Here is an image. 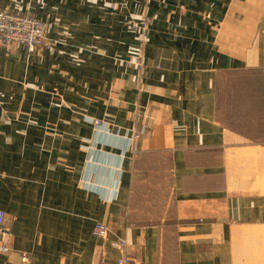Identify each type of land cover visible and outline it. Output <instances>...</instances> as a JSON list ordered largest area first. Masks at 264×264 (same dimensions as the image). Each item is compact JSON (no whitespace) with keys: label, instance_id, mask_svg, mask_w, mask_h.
<instances>
[{"label":"crops","instance_id":"crops-1","mask_svg":"<svg viewBox=\"0 0 264 264\" xmlns=\"http://www.w3.org/2000/svg\"><path fill=\"white\" fill-rule=\"evenodd\" d=\"M148 1L155 26L146 68L138 75L120 62L119 105L94 104L97 115L117 114V127L97 130L81 114L65 153L54 142L36 145L31 130L14 128L22 142L2 141L0 264H119L124 256L134 264H264V0ZM107 5L0 0V9L42 18L54 40L66 31L71 40L97 27L105 32ZM225 26L243 32L228 40ZM55 42L41 53L0 46L2 99L17 98L15 87L25 85L17 79L26 77L47 90L69 84L78 91L80 82L89 94L111 86L104 59L101 72L74 67L72 82L63 71L51 74L54 62L79 59ZM140 160L154 171L140 170ZM98 221L110 228L108 238L94 234Z\"/></svg>","mask_w":264,"mask_h":264},{"label":"rangeland","instance_id":"rangeland-1","mask_svg":"<svg viewBox=\"0 0 264 264\" xmlns=\"http://www.w3.org/2000/svg\"><path fill=\"white\" fill-rule=\"evenodd\" d=\"M106 1L108 4L107 6H109L112 10V18L109 23V29L105 32H101L100 28L97 27L98 32L93 31V35H80L73 38L72 40L71 37L67 35L68 31H66V34H63L60 37H56L55 40L57 39L60 43L63 41L64 44H67V47L70 48V57L78 55L77 57L79 59L74 62L77 63L76 65H73L69 58L65 59V66L64 62L63 66H60L59 64L54 62V64H51L49 70L50 72H52L51 74L57 71H63L62 75L67 78L68 82H72L71 79H75L72 74V70L74 67L79 68L80 72L81 70L82 72L84 70H87V68H89L88 72H90V70L101 72L102 66L99 62L104 59L111 65V86L109 88H106L105 91L101 88V92L99 93H94V88L93 92L90 91L89 94H85V85L83 89L80 82L78 91L76 88L72 90L73 86H70L69 84L62 89L63 91H61L60 88L47 90L44 85L41 86L36 83H28L27 77L25 79H17V81H19L20 83L25 84L15 87L17 89V92L19 91V94H17V98L14 96L15 99L6 101L2 99V96L0 95V136H6L5 138L0 137L1 150H4L5 148L2 141L6 142L7 137L10 138L11 141H23L20 136H25V134L14 133V128H16L17 130H31L30 139L35 140L39 137L37 141H34L36 145L39 143V141L41 143L45 140L48 141V143L54 142L58 146V153H65L67 144L71 141L72 138L71 128L75 123L81 120V114H83L84 120L86 119V115H88L90 117L88 118V120H90L93 128L97 130L99 129L100 131L104 130L103 126L108 127V125H110L111 128L118 126L119 118L117 114L115 116L114 112L112 111L109 116L104 117L102 115H97L95 114V112L98 110V106L94 104H98V102H105V105H107L109 102H111L113 103V106L119 105L118 99L121 86L118 81V65L120 62H123L129 70L133 69L137 71L136 74H141L144 68H146L145 54L151 39L155 23L152 19V16L150 15L148 0H141L139 3L136 1L129 2L130 0ZM94 2H96V0H94ZM3 9L10 8H2L0 10ZM241 10L242 11L240 12H245L244 8H242ZM23 13L26 16L34 17L44 22L47 29V40L45 41V43L34 47V49H31L30 44L19 41L6 43L0 37V46L18 44L27 46L29 51L32 53H41L45 49H50L56 42L53 37L50 38V32L46 21L35 16L32 13ZM125 28L127 31L125 30ZM82 29V27H79L78 29L76 28L75 31L77 30L78 33H81ZM223 32H228L226 33V35L228 36L227 39L233 40L237 38L234 35L241 34L243 30L235 27L232 32H229V26H225ZM124 43L127 44L126 58H124V56H120L122 55L120 46L124 45ZM135 48L138 51V55L131 56L130 52ZM75 50H77L79 53L73 54ZM80 52L84 53V55L81 56ZM85 75L86 73L83 74V76ZM131 87H134V85H132ZM44 91H48V94L51 96V98H48V96L44 94ZM72 91L75 93L79 92V94L84 95L83 97L87 96V98L89 99L87 100V102H85L84 100H77L75 97L76 95H74ZM92 93L94 94L91 95ZM89 104H93V107H91ZM54 108H56L57 111L60 110V114L58 113L56 117L51 116V111L54 110ZM100 110L101 109H99V113H101ZM141 129H136L133 135L129 137L131 144L135 145L138 141L141 140ZM11 130L13 131L11 132ZM80 136L82 135L80 134ZM99 137L100 135H98V138ZM96 141H98V139H96ZM83 142L84 146H86L87 142ZM99 148L101 147L98 146V149ZM99 157L101 159L102 156ZM97 162L101 163V160L97 161L95 159L96 164ZM150 163V160H140L139 169L141 170L143 168L145 170L154 171L156 165L151 166ZM138 175L151 176L146 174L145 172H138ZM9 238L10 236L8 237V240Z\"/></svg>","mask_w":264,"mask_h":264},{"label":"built area","instance_id":"built-area-1","mask_svg":"<svg viewBox=\"0 0 264 264\" xmlns=\"http://www.w3.org/2000/svg\"><path fill=\"white\" fill-rule=\"evenodd\" d=\"M47 29L42 20L26 16L23 12L12 9L0 10V37L6 43L19 41L30 44L31 49L44 44L47 40ZM131 56H137V49L130 52ZM6 213L0 208V231L5 230ZM93 232L96 236L108 238L111 231L108 225L96 222ZM118 245L125 246V241L119 240ZM29 255L24 252L22 262H29ZM119 264H134L129 256H124L118 260Z\"/></svg>","mask_w":264,"mask_h":264}]
</instances>
